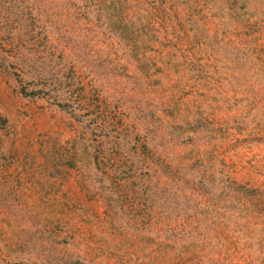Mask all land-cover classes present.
I'll return each mask as SVG.
<instances>
[{
  "label": "rangeland",
  "instance_id": "obj_1",
  "mask_svg": "<svg viewBox=\"0 0 264 264\" xmlns=\"http://www.w3.org/2000/svg\"><path fill=\"white\" fill-rule=\"evenodd\" d=\"M0 264H264V0H0Z\"/></svg>",
  "mask_w": 264,
  "mask_h": 264
}]
</instances>
